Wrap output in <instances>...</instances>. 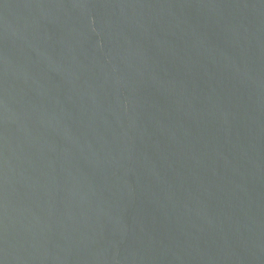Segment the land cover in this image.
Instances as JSON below:
<instances>
[{"label": "water", "instance_id": "1", "mask_svg": "<svg viewBox=\"0 0 264 264\" xmlns=\"http://www.w3.org/2000/svg\"><path fill=\"white\" fill-rule=\"evenodd\" d=\"M0 264H264V0H0Z\"/></svg>", "mask_w": 264, "mask_h": 264}]
</instances>
